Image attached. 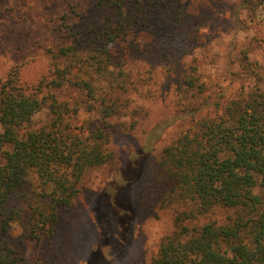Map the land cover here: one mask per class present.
<instances>
[{"label":"trees","instance_id":"1","mask_svg":"<svg viewBox=\"0 0 264 264\" xmlns=\"http://www.w3.org/2000/svg\"><path fill=\"white\" fill-rule=\"evenodd\" d=\"M67 1L62 23L68 41L51 51L50 74L35 87L21 80L17 66L0 80V264L24 259L22 244L10 239L16 224L22 238L51 239L61 211L81 194L86 171L114 158L107 147L110 120L139 114L130 104L128 71L114 60L111 46L130 32L151 31L158 17L181 24L191 2ZM197 69L184 73L186 101L175 117L189 123L157 152L138 195L156 214L172 208L175 216L174 231L149 264H264V87L210 91ZM65 87L77 91L75 101L63 95ZM43 110L48 121L32 128ZM83 111L95 115L94 122L90 116L74 126L72 118ZM172 122L149 130L138 161L156 153ZM137 124L135 118L129 129ZM217 209L232 214L220 222L211 218Z\"/></svg>","mask_w":264,"mask_h":264},{"label":"rangeland","instance_id":"2","mask_svg":"<svg viewBox=\"0 0 264 264\" xmlns=\"http://www.w3.org/2000/svg\"><path fill=\"white\" fill-rule=\"evenodd\" d=\"M242 1L191 0L181 24L158 17L151 31L130 32L111 46L114 60L128 71V95L139 109L138 124L129 129L135 118L127 115L110 120L114 125L107 133V147L114 158L86 171L81 194L70 209L61 211L51 239L22 238L21 226L15 225L10 239L22 244L21 264H149L156 257L175 229L174 210L156 214L138 195L157 152L189 123L175 118L185 100V71L198 68L200 81L210 91L230 86V93H240L264 87V0H249L245 6ZM67 2L0 0V80L17 66L21 80L35 87L50 74L51 51L68 41L62 23ZM69 21L80 28L77 19ZM62 92L74 101L79 96L69 87ZM90 116L93 123L96 116L87 111L72 123L79 127ZM48 118L47 110L41 111L31 127H40ZM166 119L173 124L164 128L156 153L138 161L136 152L147 142L149 130ZM230 214L229 209H217L211 218L223 222Z\"/></svg>","mask_w":264,"mask_h":264}]
</instances>
